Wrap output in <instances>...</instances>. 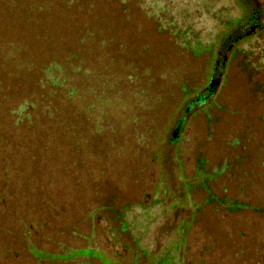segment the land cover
Returning <instances> with one entry per match:
<instances>
[{"label":"rangeland","instance_id":"374dc122","mask_svg":"<svg viewBox=\"0 0 264 264\" xmlns=\"http://www.w3.org/2000/svg\"><path fill=\"white\" fill-rule=\"evenodd\" d=\"M73 1L54 52L83 53L66 67L87 120L66 125V167L6 208L45 225L17 264H250L229 235L264 216L217 201L264 199V0Z\"/></svg>","mask_w":264,"mask_h":264},{"label":"trees","instance_id":"16d2710c","mask_svg":"<svg viewBox=\"0 0 264 264\" xmlns=\"http://www.w3.org/2000/svg\"><path fill=\"white\" fill-rule=\"evenodd\" d=\"M74 4L73 0H0V220L14 218L10 225H0V264H17L24 252L22 236L36 235L45 226L25 225L7 206L13 201L31 202L33 190L51 181L44 175L66 167V125L75 119L87 120L85 81L76 76L73 87L67 77V72L81 70L83 53L69 50L60 60L54 52L59 33L53 25L68 21L65 12ZM255 21L256 17H249V23ZM70 59L77 60L74 71L66 67ZM205 99L197 95L187 108ZM258 200L229 197L217 203L229 216L244 211L264 216V199ZM250 229V238L241 231L235 238L229 235V239L248 241V253L236 248L234 257L264 264V222Z\"/></svg>","mask_w":264,"mask_h":264}]
</instances>
